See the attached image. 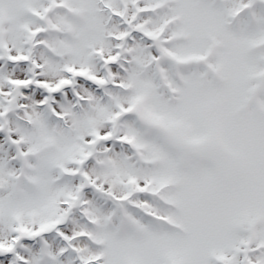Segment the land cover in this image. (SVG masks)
Listing matches in <instances>:
<instances>
[{
	"label": "snow or ice",
	"instance_id": "obj_1",
	"mask_svg": "<svg viewBox=\"0 0 264 264\" xmlns=\"http://www.w3.org/2000/svg\"><path fill=\"white\" fill-rule=\"evenodd\" d=\"M0 264H264V0H0Z\"/></svg>",
	"mask_w": 264,
	"mask_h": 264
}]
</instances>
